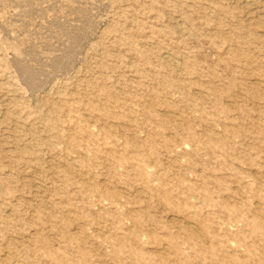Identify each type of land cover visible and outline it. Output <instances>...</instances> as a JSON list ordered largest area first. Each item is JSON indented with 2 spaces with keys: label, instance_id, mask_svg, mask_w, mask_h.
I'll use <instances>...</instances> for the list:
<instances>
[{
  "label": "rangeland",
  "instance_id": "1",
  "mask_svg": "<svg viewBox=\"0 0 264 264\" xmlns=\"http://www.w3.org/2000/svg\"><path fill=\"white\" fill-rule=\"evenodd\" d=\"M0 264H264V0H0Z\"/></svg>",
  "mask_w": 264,
  "mask_h": 264
},
{
  "label": "bare ground",
  "instance_id": "2",
  "mask_svg": "<svg viewBox=\"0 0 264 264\" xmlns=\"http://www.w3.org/2000/svg\"><path fill=\"white\" fill-rule=\"evenodd\" d=\"M250 2V1H249ZM18 49V48H17Z\"/></svg>",
  "mask_w": 264,
  "mask_h": 264
}]
</instances>
